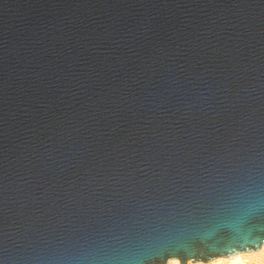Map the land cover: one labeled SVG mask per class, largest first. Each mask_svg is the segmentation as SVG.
I'll use <instances>...</instances> for the list:
<instances>
[{
	"label": "water",
	"instance_id": "1",
	"mask_svg": "<svg viewBox=\"0 0 264 264\" xmlns=\"http://www.w3.org/2000/svg\"><path fill=\"white\" fill-rule=\"evenodd\" d=\"M263 245L264 0H0V264Z\"/></svg>",
	"mask_w": 264,
	"mask_h": 264
},
{
	"label": "bare ground",
	"instance_id": "2",
	"mask_svg": "<svg viewBox=\"0 0 264 264\" xmlns=\"http://www.w3.org/2000/svg\"><path fill=\"white\" fill-rule=\"evenodd\" d=\"M264 254V245L257 251H248L230 255L228 257H218L210 262H194L193 264H211L213 261L222 262V264H244L246 259H251L258 254ZM257 264H264V259L259 260Z\"/></svg>",
	"mask_w": 264,
	"mask_h": 264
},
{
	"label": "built area",
	"instance_id": "3",
	"mask_svg": "<svg viewBox=\"0 0 264 264\" xmlns=\"http://www.w3.org/2000/svg\"><path fill=\"white\" fill-rule=\"evenodd\" d=\"M264 259V254L260 253L257 256L252 257L251 259H246L244 264H257L259 260Z\"/></svg>",
	"mask_w": 264,
	"mask_h": 264
},
{
	"label": "snow or ice",
	"instance_id": "4",
	"mask_svg": "<svg viewBox=\"0 0 264 264\" xmlns=\"http://www.w3.org/2000/svg\"><path fill=\"white\" fill-rule=\"evenodd\" d=\"M211 264H222V262L213 261Z\"/></svg>",
	"mask_w": 264,
	"mask_h": 264
}]
</instances>
